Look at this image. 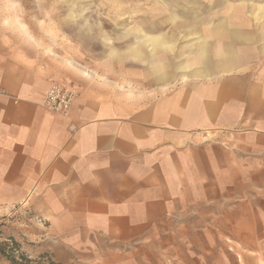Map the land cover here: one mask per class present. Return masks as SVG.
Here are the masks:
<instances>
[{"label":"crops","instance_id":"crops-1","mask_svg":"<svg viewBox=\"0 0 264 264\" xmlns=\"http://www.w3.org/2000/svg\"><path fill=\"white\" fill-rule=\"evenodd\" d=\"M204 1L171 13L195 39L138 42L121 62L148 69L129 74L0 48V210L34 213L55 259L138 264L122 247L165 242L162 264H264V0ZM54 82L78 91L66 117L43 106Z\"/></svg>","mask_w":264,"mask_h":264},{"label":"rangeland","instance_id":"rangeland-1","mask_svg":"<svg viewBox=\"0 0 264 264\" xmlns=\"http://www.w3.org/2000/svg\"><path fill=\"white\" fill-rule=\"evenodd\" d=\"M112 1L0 0V48L14 51L17 56L24 57L33 65L52 70L61 68L92 70L105 77L148 69L146 65L131 60L123 63L121 56L124 50L136 46L138 42H143L144 49H149L147 44L159 32H164L165 36L178 46H183L195 38L196 32L180 33L173 28L175 23L172 21L171 13L174 11L183 13L185 9L183 6H186L184 0ZM202 5L204 11L208 12L210 3L204 1ZM225 10L224 5L215 8L213 6L208 16L215 23L218 18L224 17ZM195 26L199 33V28L210 25L208 22L198 21ZM182 34L189 37H180ZM112 51L116 54L113 55ZM108 55H112L114 61L105 62ZM161 55L174 58L173 53L165 52ZM42 227L34 213L23 208L11 212L0 210L1 236L17 239L33 258L48 254L63 264H105L99 256L89 261L72 260L71 263L55 259V252L39 242ZM167 246L165 242L162 244L149 242L128 245L122 247V250L142 255L137 256L138 264H162L168 261L153 258L152 254L167 250ZM113 247L115 245L98 244L97 247L94 246V250L99 255L101 251L106 253ZM176 248L184 249V245H177ZM195 249L198 250V246ZM176 264H199V260L195 258L177 260Z\"/></svg>","mask_w":264,"mask_h":264},{"label":"trees","instance_id":"trees-1","mask_svg":"<svg viewBox=\"0 0 264 264\" xmlns=\"http://www.w3.org/2000/svg\"><path fill=\"white\" fill-rule=\"evenodd\" d=\"M0 232V264H63L42 254L33 258L14 237L3 238Z\"/></svg>","mask_w":264,"mask_h":264},{"label":"built area","instance_id":"built-area-1","mask_svg":"<svg viewBox=\"0 0 264 264\" xmlns=\"http://www.w3.org/2000/svg\"><path fill=\"white\" fill-rule=\"evenodd\" d=\"M78 96V91L71 85L54 82L43 102L48 110L61 115L68 116Z\"/></svg>","mask_w":264,"mask_h":264},{"label":"bare ground","instance_id":"bare-ground-1","mask_svg":"<svg viewBox=\"0 0 264 264\" xmlns=\"http://www.w3.org/2000/svg\"><path fill=\"white\" fill-rule=\"evenodd\" d=\"M114 1V0H113ZM112 1V2H113ZM193 1V0H192ZM110 2V1H109ZM116 2V1H115ZM208 2H209V0H208ZM213 2V1H212ZM231 3V2H230ZM238 4V3H237ZM198 5V4H197ZM261 6V5H260ZM113 7V6H112ZM184 7H186V6H183V8ZM197 7V6H196ZM199 7V6H198ZM225 7H226V5H225ZM257 8H259V7H257ZM113 9V8H112ZM114 9H116V8H114ZM149 9V8H148ZM175 9V8H174ZM178 9V8H177ZM189 9V8H188ZM187 9V10H188ZM228 10V9H227ZM230 10V9H229ZM115 11V10H114ZM187 12V11H186ZM109 13V12H108ZM167 13H169V12H167ZM257 13V12H256ZM160 14H162V13H160ZM170 15V14H169ZM100 17V16H99ZM102 18V17H101ZM160 18V17H159ZM193 18V17H192ZM174 19V18H173ZM211 19V18H210ZM212 20V19H211ZM79 21V20H78ZM81 21V20H80ZM100 22V21H99ZM174 24V23H173ZM229 28V27H228ZM126 30V29H125ZM158 35V34H157ZM154 36V35H153ZM224 36V35H223ZM160 37V36H159ZM132 38V37H131ZM197 38V37H196ZM195 39V38H194ZM107 40V39H106ZM164 40V39H163ZM127 41V40H126ZM126 44V43H125ZM177 44V43H176ZM150 46V45H149ZM167 46V45H166ZM109 47V46H108ZM111 47V46H110ZM110 49V48H109ZM118 50H120V49H118ZM119 54V53H118ZM108 59V58H107ZM122 59V58H121ZM104 61V60H103ZM191 61V60H190ZM192 61H193V59H192ZM123 62V61H122Z\"/></svg>","mask_w":264,"mask_h":264}]
</instances>
